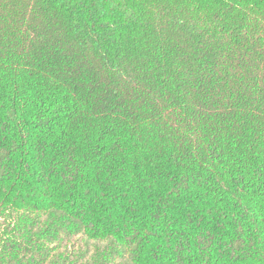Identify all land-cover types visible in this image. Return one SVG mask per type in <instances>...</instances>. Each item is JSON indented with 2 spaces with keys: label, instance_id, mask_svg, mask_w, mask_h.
Returning <instances> with one entry per match:
<instances>
[{
  "label": "trees",
  "instance_id": "trees-1",
  "mask_svg": "<svg viewBox=\"0 0 264 264\" xmlns=\"http://www.w3.org/2000/svg\"><path fill=\"white\" fill-rule=\"evenodd\" d=\"M0 264H264V0H0Z\"/></svg>",
  "mask_w": 264,
  "mask_h": 264
}]
</instances>
